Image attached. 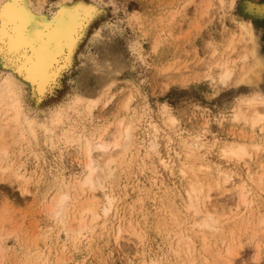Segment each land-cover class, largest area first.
<instances>
[{"label":"snow or ice","instance_id":"snow-or-ice-1","mask_svg":"<svg viewBox=\"0 0 264 264\" xmlns=\"http://www.w3.org/2000/svg\"><path fill=\"white\" fill-rule=\"evenodd\" d=\"M230 7H237L234 0L232 5L228 0H209L206 4L189 0L183 5L172 4L171 10L158 18L157 25L178 32L177 39L192 51H197V46L213 48L215 33L226 21H230L242 37L249 35L245 22L230 18ZM212 9L217 15H211ZM238 9L245 16L264 17V0L258 3L241 0ZM113 11L121 12V0H110L107 7L94 0H62L60 3L56 0H0V100L10 101L8 108L11 110L4 112L0 119V159H8L14 151L13 145L18 144L20 156L35 157L36 167L40 168V145L38 142L34 145L31 138H35L37 127L43 128L45 133L49 127L28 120L24 112L30 110V105L53 104L55 106L50 110L53 135L55 125L61 122L66 110L83 109L80 115L89 124L91 132L81 133L80 143L88 157L94 190L99 188L106 193L105 186L108 185L114 193L117 186L128 187L132 181L140 185L143 180L140 195L130 205L131 218L120 217L117 213L119 226L113 222L109 229L106 221L103 232H98L96 220L99 217H94L91 225H84L82 221L79 232L67 233L65 252L69 248L80 252L87 242L88 255L100 257L93 264H133L134 257L124 261L122 256L118 259L116 255L124 252L121 244L126 236L132 237L128 243L135 241L137 248L147 247L153 234H162L169 223H179L182 211L199 217L203 215L202 208L210 205L217 195L233 193L239 198V206L245 209L253 203L249 200L250 187L258 188L264 196V57L257 59L253 49L252 66L243 70V75L237 78L232 72L224 73L218 82L213 81L214 87L208 91L204 85L212 79L210 76L185 64L176 67V61L159 66L150 63L149 57L159 55L161 41L158 39L145 56L140 47L142 40L133 41L124 30L138 24L147 37L156 25H150L146 30L142 15H129L125 11V23L116 16L110 18L109 13ZM111 20L116 22L105 23ZM191 63L193 61H189ZM161 81H168L164 85L165 91L171 84L183 91L174 97L165 96L160 102L156 97L160 95ZM257 86L260 93L253 95ZM65 87L70 95L65 98V103L57 105L59 90ZM245 93L247 95H242ZM234 96L237 97L235 101ZM233 103L246 107L251 115L240 114L237 108L231 107ZM153 116L166 117V125L175 131L178 140L166 136L167 143L162 146L153 134L148 143L140 141L143 125L156 127L151 123ZM229 119H243L245 124L251 125V142L247 135L243 142L233 139V132L228 130L226 123ZM190 120H194L197 127L185 138L178 126L181 121L187 123ZM109 130H112L111 134ZM17 133L19 140L15 139ZM209 136L213 139L209 140ZM66 140L67 137H59L58 142L51 144V149L62 151ZM67 142L77 143L75 139ZM44 143L48 144V140ZM165 148L167 156L163 154ZM94 153L99 156V161L93 158ZM209 155L219 157L229 165L240 163L245 167L256 158V174L249 169L247 178L241 176L238 182L236 173L231 170L205 167ZM17 163L14 160L2 169L6 179L0 183H9L7 177L13 183L40 182L41 178L36 175L22 176L24 164L19 163L17 168ZM56 179H59L58 175ZM165 180L174 185L178 180L185 185L179 189L188 194L182 205H176L172 199L174 193L167 188ZM132 191L136 192L137 187L133 186ZM119 199L113 194L108 202L115 206ZM167 203L172 207H167ZM108 211L105 210V217ZM165 216L168 220L162 223ZM235 219L240 222L239 217ZM216 224L215 217L207 215L198 226L216 231ZM260 228L264 240V215L260 219ZM249 232L251 228L241 229V240ZM168 235L172 236V233L169 231ZM40 239L43 238L38 237L37 242ZM179 244L180 250H174V254L188 257L183 264H264V243L259 246L258 260L245 259L240 253L243 245L224 251L205 238L202 247H193L192 240L187 237L180 239ZM152 264L176 262L159 258Z\"/></svg>","mask_w":264,"mask_h":264},{"label":"rangeland","instance_id":"rangeland-1","mask_svg":"<svg viewBox=\"0 0 264 264\" xmlns=\"http://www.w3.org/2000/svg\"><path fill=\"white\" fill-rule=\"evenodd\" d=\"M30 1L32 2V0ZM59 1L62 0H56L57 3ZM253 1L261 2V0ZM94 2H103L107 7L109 6L110 0H94ZM208 2L209 0H199L200 4H206ZM228 2L230 5L233 4V0H228ZM234 2L237 7L229 8L230 18L236 17L241 21L252 23L253 26H250H252L254 30L253 36H255L254 39L256 44V56L258 59L262 56L264 57V18L254 19L252 16H245L241 14L238 9L241 0H234ZM187 3H189V0H121V12L119 14L115 13V11L110 12L109 17L111 18L112 16H116L117 20L125 21L126 23L127 21L124 12L127 11L129 15H131L132 13H138L142 15V17H144L143 23L145 24L146 30L150 25H156L155 27L151 28V31L148 32L147 37H144V34L140 31V26L138 24L135 25V27L129 25L124 30L129 37H132L133 41L142 40L140 47L144 49V52L142 54L145 56H148L149 52L151 51L152 45L158 39L161 41L159 55L154 54L152 57H149L150 63H154L159 66L161 64L168 65L173 61H176L178 62L176 64V67H179L180 64H185L188 66V68H191L194 71L201 72L210 76L212 79L206 82L204 85V87L208 91H211L213 89V81L218 82V74L221 70L217 67H214L211 71L205 70L204 67H202V64L204 62L207 63V61L213 58V54L216 49L218 53H225L226 55H231V53L233 54L231 56L232 59L230 66H232L231 68L233 69L234 76L239 78L244 74L243 70L250 68V65H252V55L249 54V52V56L246 60L240 59L241 55L246 49L245 45H250L252 41L250 40L249 35L244 36L243 41H238L240 35L238 34L237 30L233 26H231L230 21H226L225 24L219 27V29L216 31L215 46L213 48L197 46V51H192L190 48H186L183 42L177 39V37L179 36L178 32L172 31L171 28L166 29L164 25H157L158 18L166 15L171 10L170 6L172 4L183 5ZM130 5L133 6L130 7ZM192 11L195 10L193 9ZM211 15H217V11L215 9H212ZM107 22L115 23L116 20L105 21V23ZM225 29H227V31H225ZM117 39H119V37H117ZM232 40H235L236 42V50L234 52H230V50L227 49V46ZM84 47H87V42H85ZM128 55L130 57L132 55L130 50L128 52ZM77 59H79V56L77 57ZM189 61H193V63L189 64ZM197 61L203 63H199ZM67 83L68 81L66 80L65 85H67ZM167 83L168 81L160 82V95L156 97V99L160 102H163L162 98L165 96L174 97L178 94L179 91H183V89H178L175 84L169 85L167 91H165L164 85ZM259 90V86H257L255 93H260ZM59 91V99L55 102L57 105L65 103V98L70 95V91L67 87ZM242 95L247 94L245 93ZM236 99L237 97L234 96L233 101H235ZM54 106L55 105L53 104H44L43 107H40L39 105H30V110H26L25 112H27L31 116L36 115L38 119H43L45 118L44 116H47L49 112H51L50 110ZM236 106V103H233L231 105V107L233 108H236ZM42 109L44 110L42 111ZM65 112H68L70 114V117L77 120L76 123H79L81 130L82 128H84L85 130L90 129L89 131H91L89 124L85 121V118L80 115V113L76 114L74 111L70 110H66ZM162 117L163 116H153L152 121H154L163 130H170L166 123L164 124V122L161 120ZM0 119L2 118L0 117ZM68 122L69 121H67V116H65L64 122L62 124L63 127L68 125ZM226 123L228 126V130L233 132L234 140L243 142L245 138L243 137V134H247V136H249L248 142H251L249 134L252 129L249 128V126L245 125L243 122L240 123L232 121V119H229L228 121H226ZM196 127L197 125L195 121L190 120L187 123L181 121L178 129L181 133L184 134L185 137H187V135L193 132ZM213 127H215V125ZM142 128V131H140V141H143L144 139L143 142L148 143L149 131H151V129L149 126ZM31 139L34 145L37 142L40 145L39 151L42 155L41 160L39 161V169H37L36 167L37 161L35 160V157L29 156L27 154H25L23 157L20 156V145L18 144H14L17 148L13 145V153L10 155L9 160L4 161V164H8L12 159H15L17 157L19 158L17 166H19L20 162L24 164V169L22 170V172H25L26 177L36 175L41 179L39 183H27L26 181L23 183H13L11 182V178L7 177L8 179L10 178L9 183H0V213H6V215H0V233H3L4 235L3 238H0V244H2L3 248L0 251V264L31 263L29 260H27L29 256L28 254L33 253L36 247L40 248V250H43L42 252H44L46 258H48V264H57V262H60V264H93V261L99 260L100 257L95 254H93L92 256L88 255L87 242H85L80 252H73L71 248H69L68 251L65 252L64 240H66L68 237H66L67 235L64 231H61V229H64L62 228V223L60 224L58 220H55L54 217L50 214L48 210L49 208H47V206H50L55 193L59 190V186L61 185L59 183L62 176L69 181V178L82 175L84 167L82 150H80L81 148L77 143L70 144L66 142L62 151L60 149L53 151L51 149L53 139H51V136H49L48 133H45V131L42 129L39 131L38 136H35V138ZM45 139L48 140V144L44 143ZM211 139H213V137L209 136V140ZM16 140L19 139L17 138ZM54 142H58L57 139L54 138ZM159 143H161L162 146L166 143L165 138H163L162 135L159 138ZM163 154L167 156L166 148L164 149ZM208 159L210 163L212 162V166L219 165L223 169L235 172V178H239L241 176L247 178L249 169L255 168V164H253L254 158L252 161L248 162V167H245L240 163L229 165L227 161H223L219 157L212 155H209ZM45 161H47V163H45ZM54 169L55 171H53ZM50 172L52 173L51 175H49ZM57 175L59 176V179H56ZM3 177L6 179V176L1 174L0 182L5 180ZM165 184L167 188L172 190V192L173 190L175 191L173 192L174 197L172 199L176 201V205L177 203L179 204L177 206L182 205L187 199V195L185 193L186 191L182 192L179 189L181 187H185V185H181L178 180L176 181L175 185L172 183H168L166 180ZM106 186L105 187L107 188L108 192L113 191L111 186ZM133 186H137L138 189L136 192L132 191ZM140 186H143V180L140 181V185H136V182L132 181L128 187L117 186L114 193L112 192L113 194H116L118 198H120L117 203V206L119 205L117 213H119L120 217L131 218V216H129L131 215L129 205H131L132 202L140 195ZM254 189H256L257 193L255 196L256 204H254L255 206L257 205V207H255L256 221L254 223H257L259 217L264 215V196H262L258 188ZM8 193H11V195L9 196ZM96 193L98 194V197L100 196L101 200L104 199L101 197L102 190L98 189ZM181 197H183L184 199H181ZM235 198V194L226 193L224 195H217L212 203H214V205L216 204L218 208H222V206L226 207L227 205V207H234L235 205L233 201ZM157 206H159V202H157ZM117 213H113L110 216L111 222L107 225V228L111 229L113 227V222H115L116 226H118L120 220L117 217ZM184 215L188 217L186 213ZM3 218L4 220L3 222H1ZM167 218L168 217L165 216L164 219L166 220H162L161 222H166ZM170 228L171 226L169 225L168 228H166V231L168 232ZM255 228L259 229L260 226L254 225L253 229ZM97 231L103 232V227L101 224L97 226ZM166 231L163 230L162 234H153L151 242L147 245V247L141 246L137 248L135 241H133L132 243H128L129 240H132V237L126 236L121 244V247L124 248V252H118L116 254L117 258L119 259L122 256L124 261H128L131 257H134L133 264H152V261L154 259L162 257L165 262L171 261L179 264L180 259H177L174 253L169 249V247H167L169 246L168 244H170V241H168L166 237ZM252 232H249V234L247 233V238H245V240L242 242L243 247L241 248L240 253L242 256H244L245 259L252 260L255 258L258 260L259 254L256 253L255 249L257 247V241L254 240L253 236L251 235ZM38 237H41L43 239H40L39 242H37ZM211 244H214V246H219L220 241L218 238L215 239L214 237L211 239ZM200 245L201 243L198 241L196 246ZM128 253H130L131 255L129 256Z\"/></svg>","mask_w":264,"mask_h":264},{"label":"bare ground","instance_id":"bare-ground-1","mask_svg":"<svg viewBox=\"0 0 264 264\" xmlns=\"http://www.w3.org/2000/svg\"><path fill=\"white\" fill-rule=\"evenodd\" d=\"M60 2H62V1H59L58 3H60ZM253 2L258 3L257 1H253ZM253 18L258 19V18H264V17L255 16ZM242 22H245L248 25L249 37H250V40L253 41V38H255V36H253L254 30L252 28V26H253L252 23L251 22L248 23L247 21H242ZM250 25H252V26H250ZM243 40H244V36L242 37L240 35L238 41H243ZM254 41H255V39H254ZM248 43H250V42H248ZM255 46H256L255 42L251 43L250 45H247V46L245 45L246 49L244 50L240 59L246 60L249 56L248 52H249V54L252 55L253 49L256 51ZM227 49L230 50V52H234L236 50L235 40H232L230 42V44L227 46ZM232 55H233L232 53H231V55L230 54L226 55L225 53H218V51L216 49L214 51L213 58L211 60L207 61V63L204 62L202 64V67H204L205 70H209V71H211L214 67L219 68L221 71L218 74V78H220L221 75H223L224 73H227V72L234 73L233 69L231 68L232 66H230ZM232 63H234V62H232ZM250 66H252V65H250ZM255 94H259V93H255ZM255 94H253V95H255ZM9 103H10V101L0 100V105H3V107L0 108V117L1 118H3L4 112L11 111L8 108ZM236 108L238 109L239 113L242 115L243 114L251 115L249 113V110L246 107H240L237 105ZM43 110L44 109H42V111ZM81 111H82V109H80L79 111H74V112L76 114H79ZM66 114H69V113L65 112L61 122L59 124L55 125L54 135H53L52 134L53 129L51 127L52 126V114H51V112H49V114L47 115V119H46V116H44L45 118H43V119H38L36 115L31 116L27 112H24V116L28 120H35L37 125L45 124L46 126L49 127L48 134H49V136H51V139H53V142H54V138L57 139V141H58L59 137H67V140L75 139L77 141V144L81 148L80 150H82L81 143H80L81 133H85L86 130L82 127H81L82 130H81L79 123H76L77 120L70 117V114L69 115H66ZM65 116H67V121H69L68 122L69 124L63 127L62 124L64 122ZM166 119L167 118L164 116L161 118V120L164 122V124H165ZM235 122L241 123V122H243V119H241L240 121H235ZM151 123L155 124L156 127L155 128L150 127L151 131H149V139L148 140L153 138V134H155L156 138H158V142H159V138L161 135L163 136V138H165L166 136L170 137L173 141H175L176 138L178 140V137L176 136L174 130H163L154 121L151 120ZM245 125H247V126H249V128H251L250 124H245ZM147 126L148 125H143V127H147ZM41 129L44 130L43 128H39V127H37L35 129L36 136H38V133ZM142 129L143 128H141L140 131H142ZM89 130H87L88 133L91 132ZM111 132H112V130H109V134H111ZM240 134H242V133H240ZM246 135L247 134H243V137H245ZM17 138L19 139V133L16 134L15 139H17ZM185 138H187V137H185ZM139 139H140V132H139ZM67 140L65 141V143L67 142ZM143 141H144V139H143ZM237 142H241V141H237ZM9 143H11V141H9ZM166 143H167V141H166ZM70 144H72V143H70ZM82 154H83V162H84L82 175H80L78 177L75 176V177L69 178V181L66 180L65 178H63V176H62L60 183H59V184H61L59 186V190L57 192L55 191L56 193L54 195V198H53L50 206H47V208H49L48 210H49L50 214L54 217V219L58 220V222H60V224L62 223V225H63L62 228L65 229L64 232L66 233V235L68 232H79L80 228L82 226V223H81L82 221H83L84 225H91L94 217H99V219L96 220L97 226L101 224L103 227L105 225L106 221H107V225H108L111 222L110 216L113 213H117L118 212L117 210L119 209V205L113 206V205H110L108 202L113 196V193H112L113 191H111V192L107 191L106 193L102 191L101 197L104 198L102 200H101L100 196L99 197L97 196L98 194L96 192L99 188L94 190L92 187V183L90 182L91 177H90V174L88 171V163H89L88 157L86 155V152L83 150H82ZM9 158L6 160L0 159V175L1 174L5 175L2 171L3 168L9 167L14 160L18 161V159H19L16 157L15 159H12L11 162H9L8 164H4V161L9 160ZM93 158L96 159L97 161H99V156L96 155L95 153L93 154ZM211 163H210L209 159H207V162L205 163L204 166L205 167L211 166L214 169L216 167H219L221 170H227V169H223L219 165L212 166ZM253 164H255L254 165L255 168L254 167L253 168L256 169L257 168L256 158H254ZM17 165H18V163L15 165V167L19 168V166H17ZM250 169H252V168H250ZM254 169H252L253 174H256V170H254ZM248 174H249V171H248ZM21 175L26 177L25 172L21 171ZM236 180L239 182L240 177L239 178L237 177ZM173 192H175V191L173 190ZM179 192H177V193H179ZM250 192H251V195L249 196V200H250V202H253V203H251V205L247 209H245L242 206H239L240 205L239 198H238V196L235 195L236 198L233 201L234 205H235L234 207H231V206L227 207L228 206L227 205L226 207L222 206V208H220V207L218 208L216 206V204L214 205V203L211 202L210 205L204 206L202 208L203 215H201L199 217H197L195 213H188L187 211H183L181 213V215L179 216V223L178 224L169 223L171 228L169 230L168 229L167 230H168V232L170 231L172 233V236H169L166 229H164L167 232L166 237H167L168 241H170V244H168L169 246H167V247H169V249L174 253V250H180L179 240L183 239L184 237L190 238L192 240L193 247H196V244L198 241L201 243L200 246L202 247L205 238H207V240L211 244V239L215 237V239L218 238L220 241V244L218 246L219 248L223 249L224 251H227L228 248L231 247L233 250H235L240 245H242V242L245 240V239L241 240V238H240L241 229L246 230L248 228H251V232L253 231L251 233V235L253 236L254 240L257 241L256 242L257 247L255 248L256 253L259 254V251H260L259 246L261 243L264 242V240L261 239L262 230H261V228H259V229H257V228L253 229V228H254V225L260 226L261 216L257 220L258 222L254 223L256 221L255 220V218H256L255 207H257V205L255 206L254 204H256L255 196L257 193H256V189L251 188V187H250ZM185 193H186V195H188L187 192H185ZM114 195L116 196V194H114ZM177 205H179V204L177 203ZM166 206L169 208L172 207L171 203H167ZM106 209H109L107 217H105V210ZM185 213L188 215V217H186V215H184ZM57 214H59L58 218H57ZM130 214H131V212H130ZM207 215H212L215 217V219L217 221V224H216L217 230L216 231H212L210 228H201L198 226L201 224V222L204 220V217ZM129 216H131V215H129ZM237 217L240 218L239 223L236 222L235 218H237ZM190 219H191V221H190ZM3 220H4V218L2 219L1 222H3ZM164 220H166V219H164ZM167 220H168V218H167ZM228 224H232L233 227L228 228L227 227ZM118 226H119V224H118ZM227 231H228V233H227ZM233 232H235V235H233ZM181 233L183 234V236L180 235ZM3 237H4L3 233H0V238H3ZM66 237H68V236H66ZM246 238H247V236H246ZM35 242H36V240H35ZM185 243H186V240H185ZM37 246H38V243H37ZM213 246H214V244H213ZM2 249H3L2 244H0V251ZM42 251L43 250H40V248L36 247L34 249L33 253H31V254L27 253L29 255L27 260H29L31 263H26V264H48V258H46L45 253ZM240 252H241V248H240ZM163 256H165V255H163ZM175 257L177 259H180L179 264H183V261L188 258V257H181V256H176V255H175ZM158 259H159V257H158Z\"/></svg>","mask_w":264,"mask_h":264}]
</instances>
